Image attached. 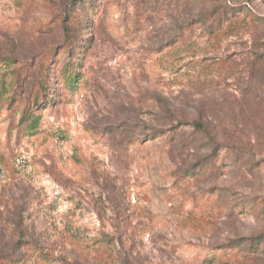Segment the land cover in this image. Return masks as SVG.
<instances>
[{
  "label": "rangeland",
  "instance_id": "obj_1",
  "mask_svg": "<svg viewBox=\"0 0 264 264\" xmlns=\"http://www.w3.org/2000/svg\"><path fill=\"white\" fill-rule=\"evenodd\" d=\"M0 264H264V0H0Z\"/></svg>",
  "mask_w": 264,
  "mask_h": 264
}]
</instances>
